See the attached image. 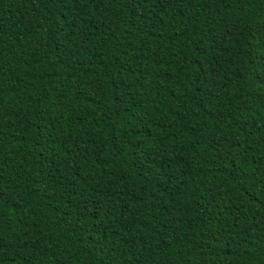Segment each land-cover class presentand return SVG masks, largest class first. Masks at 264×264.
Listing matches in <instances>:
<instances>
[{
  "label": "trees",
  "instance_id": "16d2710c",
  "mask_svg": "<svg viewBox=\"0 0 264 264\" xmlns=\"http://www.w3.org/2000/svg\"><path fill=\"white\" fill-rule=\"evenodd\" d=\"M0 264H264V0H0Z\"/></svg>",
  "mask_w": 264,
  "mask_h": 264
},
{
  "label": "snow or ice",
  "instance_id": "6c2138e0",
  "mask_svg": "<svg viewBox=\"0 0 264 264\" xmlns=\"http://www.w3.org/2000/svg\"><path fill=\"white\" fill-rule=\"evenodd\" d=\"M145 2H147V0H145ZM152 2L155 3L156 0H152ZM160 2H161V3H164L165 0H160ZM0 199H3V193H2V192H0Z\"/></svg>",
  "mask_w": 264,
  "mask_h": 264
}]
</instances>
